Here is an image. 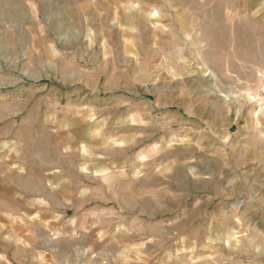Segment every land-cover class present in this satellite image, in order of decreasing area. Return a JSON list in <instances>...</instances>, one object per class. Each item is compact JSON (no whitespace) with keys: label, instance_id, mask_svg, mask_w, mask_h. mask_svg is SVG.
<instances>
[{"label":"rangeland","instance_id":"374dc122","mask_svg":"<svg viewBox=\"0 0 264 264\" xmlns=\"http://www.w3.org/2000/svg\"><path fill=\"white\" fill-rule=\"evenodd\" d=\"M263 65L264 0H0V264H264Z\"/></svg>","mask_w":264,"mask_h":264},{"label":"crops","instance_id":"0c3cea01","mask_svg":"<svg viewBox=\"0 0 264 264\" xmlns=\"http://www.w3.org/2000/svg\"><path fill=\"white\" fill-rule=\"evenodd\" d=\"M120 12H121V10H119L118 8L115 9V14H119ZM129 16H130V15H129ZM129 16H128V18H130ZM121 19H122V18H121ZM116 21H117V23H119L118 20H116ZM125 23H128V21L125 22ZM19 167H20V169H21V171H22V163L19 164ZM23 170L26 171L25 168H24ZM29 175H30L29 172H25L24 175H22V173H21V174L18 173V177H21V180H22V181H24V180L27 181V180H29V179H33L34 181L36 180V178H37V173L34 174V175H30V176H29ZM22 181H21V182H22ZM35 183H36V182H35ZM21 185H22V183H21Z\"/></svg>","mask_w":264,"mask_h":264},{"label":"built area","instance_id":"2783aa9c","mask_svg":"<svg viewBox=\"0 0 264 264\" xmlns=\"http://www.w3.org/2000/svg\"><path fill=\"white\" fill-rule=\"evenodd\" d=\"M258 77L260 79L259 85H258V97L259 99L264 100V65L261 72H259Z\"/></svg>","mask_w":264,"mask_h":264}]
</instances>
